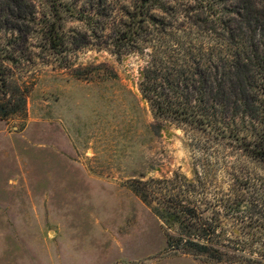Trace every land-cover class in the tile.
<instances>
[{
  "label": "rangeland",
  "instance_id": "obj_1",
  "mask_svg": "<svg viewBox=\"0 0 264 264\" xmlns=\"http://www.w3.org/2000/svg\"><path fill=\"white\" fill-rule=\"evenodd\" d=\"M57 1L0 0V50L19 60L10 81L27 92L26 110L0 119V264H217L167 251V224L131 182L190 179L203 164L213 189L233 170L264 177L263 166L237 143L156 121L139 90L147 59L118 56L95 11L88 26ZM111 1L110 23L125 22L131 0ZM243 4L264 23V0ZM54 22L87 46L55 53ZM255 107L264 119L263 100Z\"/></svg>",
  "mask_w": 264,
  "mask_h": 264
},
{
  "label": "trees",
  "instance_id": "obj_2",
  "mask_svg": "<svg viewBox=\"0 0 264 264\" xmlns=\"http://www.w3.org/2000/svg\"><path fill=\"white\" fill-rule=\"evenodd\" d=\"M196 1L200 6L189 4ZM80 3L58 0L54 7L88 26V14L95 11L100 38L111 40L108 48L118 56L138 53L147 59L139 90L156 121L210 141L237 143L241 156L264 170L259 130L264 119L254 115L256 104L264 102V23L243 0H131L124 8L126 21L118 25L110 23L111 0ZM63 29L62 22L48 28L46 39L55 53L87 46L76 40L78 34L66 40ZM18 61L0 50L3 120L26 110L27 92L10 81ZM228 176L226 187L212 189L209 170L195 164L190 179L177 173L133 180L131 187L143 202L157 206L168 227L167 251L217 264H264V177L244 169Z\"/></svg>",
  "mask_w": 264,
  "mask_h": 264
}]
</instances>
